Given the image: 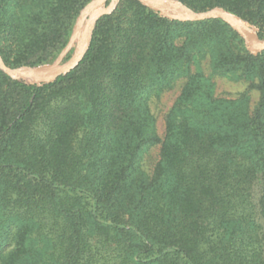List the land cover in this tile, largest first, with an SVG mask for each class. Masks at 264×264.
<instances>
[{
	"label": "trees",
	"instance_id": "16d2710c",
	"mask_svg": "<svg viewBox=\"0 0 264 264\" xmlns=\"http://www.w3.org/2000/svg\"><path fill=\"white\" fill-rule=\"evenodd\" d=\"M91 0H0V55L51 63ZM222 7L264 33V0ZM74 51L70 47L62 61ZM259 92L217 97L200 66ZM187 80L159 142L147 99ZM0 264H264V50L223 20L169 19L139 0L100 17L70 72L40 84L0 70Z\"/></svg>",
	"mask_w": 264,
	"mask_h": 264
},
{
	"label": "water",
	"instance_id": "95a60500",
	"mask_svg": "<svg viewBox=\"0 0 264 264\" xmlns=\"http://www.w3.org/2000/svg\"><path fill=\"white\" fill-rule=\"evenodd\" d=\"M116 0H93L80 13L75 25L74 33L65 48L58 57L51 63H44L31 69L11 68L0 55V68L9 76L33 79V82L40 84L47 79H55L60 75L67 74L74 69L90 46L92 32L100 17L112 11ZM155 11L164 15L175 17L181 20L201 21L205 19L218 18L230 24L244 39L249 52L257 55L264 50V36H260L254 30L244 25L237 16L221 7H213L204 11H197L179 0H144ZM170 12H177L172 16ZM74 45L72 55L65 61L64 56Z\"/></svg>",
	"mask_w": 264,
	"mask_h": 264
},
{
	"label": "rangeland",
	"instance_id": "374dc122",
	"mask_svg": "<svg viewBox=\"0 0 264 264\" xmlns=\"http://www.w3.org/2000/svg\"><path fill=\"white\" fill-rule=\"evenodd\" d=\"M92 1L93 0H91L90 2L85 4L82 8V11ZM119 1L120 0L115 1L114 8L112 9L111 12H113L115 10ZM139 1L146 6H149V5H147V3L144 0H139ZM179 1H181V0H179ZM211 8H213V7H211ZM211 8H206V9L197 10V11H204V10H208ZM111 12H109V13H111ZM156 12H158V11H156ZM109 13H107V14H109ZM158 13H160L161 15H164L161 12H158ZM170 14L172 16L178 15L177 12H170ZM164 16L169 18V19H174V20L190 21V20H181V19H178L175 17H170L167 15H164ZM235 16H237V15H235ZM237 17L244 25L248 26L250 29L257 32L258 35H260L259 34V28L257 26L251 24L250 22L242 19L239 16H237ZM76 23H77V21H76ZM76 23H75V25H76ZM228 25L230 26V24H228ZM231 28L243 39V43H244L246 49L248 50L245 39L233 27H231ZM74 29H75V27H74ZM260 36L263 37L264 33ZM42 64H44V63H42ZM39 65H41V64H39ZM198 66H200L204 75L210 77L211 81L213 82V84H214L213 93L215 96L237 98V97L241 96L242 94H247L249 96V109L250 110L253 109V107L255 106V103L258 100L259 92L256 88H254V86L250 80L234 79V78H231L229 76L213 72L211 69V65H210V59L207 55L198 59L197 61L192 62L190 64V72H194ZM9 67H11V66H9ZM33 67H36V66L19 65V66H14L11 68L31 69ZM0 70H2V69L0 68ZM4 73L7 76H9L6 72H4ZM9 77H11V76H9ZM11 78H13V77H11ZM15 78L23 79V80L29 81V82H33V79H26V78H21V77H15ZM186 80H187L186 74L175 76L171 80V82L162 91L151 93L147 99V106H148L149 112L154 117V126H155L156 135L160 139L159 142H156L154 144H151L149 146L144 147L141 154H140V158H139L140 168L148 175L152 174L154 167H155V165H156V163L160 157L161 140L163 139L164 134H165V115L168 112V110L170 109V107L172 106V104L174 103L175 99L181 93V90H182Z\"/></svg>",
	"mask_w": 264,
	"mask_h": 264
}]
</instances>
